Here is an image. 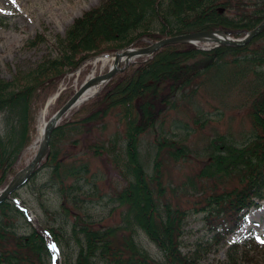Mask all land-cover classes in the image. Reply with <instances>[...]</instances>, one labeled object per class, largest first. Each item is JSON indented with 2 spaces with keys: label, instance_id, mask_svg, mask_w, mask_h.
I'll return each instance as SVG.
<instances>
[{
  "label": "trees",
  "instance_id": "trees-1",
  "mask_svg": "<svg viewBox=\"0 0 264 264\" xmlns=\"http://www.w3.org/2000/svg\"><path fill=\"white\" fill-rule=\"evenodd\" d=\"M142 3L143 8L136 9L130 0H108L86 13L63 40V57L41 64L33 76L24 78L36 85L22 88L21 79L17 90L13 82L0 80V190L20 170L17 164L21 153L33 142L39 108L58 93L69 74L92 57L112 54L147 39L130 36L134 28L150 31L149 22L153 21L160 28V34L148 38L153 42L213 30L242 38L264 21V0ZM145 3L150 11L144 8ZM77 29L79 32H75ZM107 38L114 40L104 48ZM114 45L116 48H109ZM80 49L87 54L74 58L72 55L81 53ZM140 61L84 104L81 120L59 125L52 133L50 150L39 169H47L49 178L36 189L42 195V190L58 194L62 212L73 218L72 236H66L63 227L61 233L44 223L35 227L20 207L12 200L6 201L0 204V264H48L49 235L56 244L65 243L69 248L73 238L79 246L75 257L67 258L64 264H204L201 246L183 250L187 210L164 200L170 166L186 161L192 149L181 141L156 137L151 175L141 153L145 135L156 132L158 126L164 127L170 112H188L186 106L199 104L203 94L219 104L242 96L244 100L237 105L248 112L251 134L242 144L226 136L213 139L205 149L204 167L183 179L177 189L203 195L210 191L201 211L207 212V220L215 222L211 227L217 243L237 232L246 213L260 208L264 200V33L242 48L222 46L202 51L190 44H176L161 49L146 62ZM70 91L60 95L55 112L73 96ZM109 118L117 119V131L108 138L95 135L84 145L85 154L106 163L113 161L126 182L112 197L125 209L121 223L101 228L89 215L81 214L83 197L90 188H96L89 178L90 162L64 157L60 144L92 135ZM21 202L27 206L26 201ZM137 229L157 247L161 259L137 243ZM239 246L235 243L227 259L219 264H259Z\"/></svg>",
  "mask_w": 264,
  "mask_h": 264
},
{
  "label": "rangeland",
  "instance_id": "rangeland-1",
  "mask_svg": "<svg viewBox=\"0 0 264 264\" xmlns=\"http://www.w3.org/2000/svg\"><path fill=\"white\" fill-rule=\"evenodd\" d=\"M106 1L108 0H0V80L7 84L13 82V86L16 89H19V80L21 79H23L21 80L23 81L22 86H20L22 88L36 85L30 79L24 78L33 76L41 64L47 61H56L63 57L64 46H62V42L68 39V35H71V31L75 29L77 21L84 19L86 13L103 6ZM130 1L136 9L143 8L141 6L143 3L140 4L142 0ZM146 3L144 8L150 11ZM128 13L131 12L129 11ZM119 16L122 17L121 15ZM127 20L129 19L126 18ZM149 24L148 28L150 31H144V29L135 30L134 28L133 32L129 33L133 38L136 36L147 37V39L143 38L144 41L141 44L139 43V45L135 42L133 48L149 46L153 41L148 40V38L154 37V34H160L158 25L154 24L153 21L149 22ZM130 27L128 23V28ZM78 30L75 32H79ZM229 36L238 39L231 35ZM113 40V38H107V42L103 45L101 44L102 47L105 48V45L109 42L112 43ZM161 40L163 39H159V41ZM131 46L124 48V50L131 48ZM109 48L113 49L116 46H110ZM201 48L204 47L201 46ZM205 48V50H211L217 47L214 44H210L209 47ZM80 51L81 53L72 56L78 59L87 54V52H82V49ZM104 56L107 55L92 57L78 71L69 74L60 84L58 93L55 94L59 96L57 98L52 96L44 106L39 108L38 115H36V132L33 142L21 153L17 164L18 169H24L34 159L36 152L33 147L39 138L40 127L44 122L48 123L53 117L56 101L60 95L63 92H68V90H72L75 94L90 75L93 73L101 74V64L99 63L95 66L94 62ZM140 59L146 62L152 58L150 56L139 58L138 61L129 67L131 68L133 65L140 63ZM63 67L64 70H68L65 66ZM130 68H125L118 74H123ZM107 70L108 67L105 68L104 72ZM242 100H244L242 96H237V98L233 99L228 98L226 104H219L210 101L207 94H203L199 104L186 106L188 112H170L164 127L158 126L156 132L145 135L141 141L142 162L150 175L153 173L154 151L152 150L156 137H167L174 141H181L192 149V153L186 161L170 166L168 175H166L167 195L164 200L187 210V223L185 234L182 238L183 250L188 252L194 250L197 246H201L204 264H219L225 261L231 247L237 242L240 243L238 249L241 252H248L250 258L255 259L259 264H264V243H261V241H264V200L260 202V208L251 209L246 213L245 219L241 221L240 228L234 235L227 236L223 242L219 241L217 243L214 238L215 232L211 227L215 225V222L212 223V220H207V212L201 211L206 194L210 191L203 195L202 192H186L182 187L177 189L183 179L189 175L196 174L204 167L207 160L205 149L213 139L219 136H226L242 144L250 136V123L246 118L248 112L245 108L237 105ZM90 101L85 102V104ZM83 105L84 103L70 111L58 126L81 120L83 115L80 110ZM104 126L106 128H102ZM117 128V119L109 118L92 135L82 136L79 141L77 137H73L64 142L62 141L60 144L61 155L63 154L64 157H76L90 162L92 174L89 178L92 179L90 180L91 185L96 188L89 187L86 197H83L85 201L81 203V214L85 217L89 215L95 225L101 228L118 226L121 223V217L125 209L119 207L112 197L116 191L123 188L126 182L113 161L106 163L103 160L85 154L84 145L86 142L94 140L95 135L101 138L110 137L111 134L117 131ZM76 139L77 143H74ZM41 166L42 164L34 173L36 177L31 182L29 179L25 186L14 193L18 194L19 197L14 198L13 194L11 200L21 209H28V219L35 227L44 223L47 226H54L59 233L62 232L60 227H63V233L68 237L72 236L73 218L67 216L66 212H62L58 194L54 190H42V195L37 190L49 178L47 169L39 171ZM234 187L233 185L229 188L232 189ZM21 200L26 201L27 206L31 210L24 206ZM6 201H9V199ZM137 230V243L156 258L161 259L157 247L143 231ZM69 244V248L65 243L56 244L52 240V236L49 235V263L64 264L67 258H71L73 255L75 257L79 246L73 238Z\"/></svg>",
  "mask_w": 264,
  "mask_h": 264
},
{
  "label": "water",
  "instance_id": "water-1",
  "mask_svg": "<svg viewBox=\"0 0 264 264\" xmlns=\"http://www.w3.org/2000/svg\"><path fill=\"white\" fill-rule=\"evenodd\" d=\"M214 32H198L191 33L186 35H180L168 39H163L156 43H153L147 47L139 48L138 50H134V52L141 56H153L159 50L163 49L169 45L175 44H192L193 40L203 41V39H213L212 42H215V47L220 46H230L235 48H242L249 45L254 39L259 37L262 33H264V21L254 28L252 31L248 32V34L242 39H234L226 34L223 30H216ZM206 42V41H205ZM202 49V48H201ZM139 52V53H138ZM139 56V57H141ZM118 57H116L117 60ZM123 70L118 69L117 65H115L114 69L110 70L108 73L103 76H98L97 78L91 79L89 82L86 81L81 85L79 90L74 94V96L50 119V121L46 125L45 134L37 152L36 156L32 160V162L19 171L16 176L11 180L9 185L0 192V204L10 199L11 196L17 192L20 188L26 185L31 176L37 171L40 164L46 158L49 148H50V140L52 136V132L58 126V124L64 119V117L75 107H77L80 99L93 87L98 84H107L109 83L118 73H121Z\"/></svg>",
  "mask_w": 264,
  "mask_h": 264
},
{
  "label": "bare ground",
  "instance_id": "bare-ground-1",
  "mask_svg": "<svg viewBox=\"0 0 264 264\" xmlns=\"http://www.w3.org/2000/svg\"><path fill=\"white\" fill-rule=\"evenodd\" d=\"M216 30H213V31H210V32H215ZM207 32V31H205ZM227 34V33H226ZM245 37V36H244ZM242 37V38H244ZM242 38H239V39H242ZM213 39H210L207 40V39H203V41H197V40H193V43L196 44L197 46L201 47L203 46L204 48L205 47H209L210 44H213L215 42H212ZM206 41V42H205ZM153 43H156V42H152L151 44ZM149 44V45H151ZM176 45V44H175ZM134 50H138L137 48H130L128 50H122L121 52H118L117 54H113V55H107V56H104L102 58H99L97 60H95L94 62V65H98L99 63L101 64V74L97 75L96 73L90 75V77L86 80V81H90L91 79L93 78H97L98 76H103L104 74L108 73L110 70L114 69L115 65H117V68L118 69H122L124 70L125 68H130L129 66H131L132 64H134L136 61L139 60V58H142V57H139L141 55H138L134 52ZM159 52V51H158ZM139 53V52H138ZM116 57L117 60H116ZM108 67V70L106 72H104L105 68ZM85 81V82H86ZM105 86V84H98L96 85L95 87H93L92 89H90L79 101L78 105L77 106H80L81 104L85 103L86 101L90 100L95 94H97L103 87ZM46 125L47 123L44 122L41 127H40V132H39V138L37 140V142L35 143L33 149L34 151L37 153L40 146H41V143H42V140H43V137H44V134H45V130H46ZM4 189L0 190V192H2ZM6 202V201H5ZM4 203V202H3ZM2 204V203H1ZM24 205V204H23ZM26 206V205H24ZM28 207V206H27ZM29 208V207H28ZM30 209V208H29ZM28 210V209H27ZM31 210V209H30Z\"/></svg>",
  "mask_w": 264,
  "mask_h": 264
},
{
  "label": "snow or ice",
  "instance_id": "snow-or-ice-1",
  "mask_svg": "<svg viewBox=\"0 0 264 264\" xmlns=\"http://www.w3.org/2000/svg\"><path fill=\"white\" fill-rule=\"evenodd\" d=\"M261 243H264V241H261Z\"/></svg>",
  "mask_w": 264,
  "mask_h": 264
}]
</instances>
